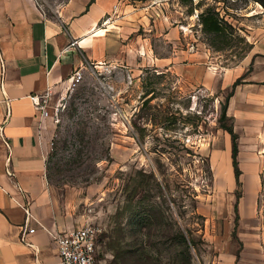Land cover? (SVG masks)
Segmentation results:
<instances>
[{"label":"rangeland","instance_id":"374dc122","mask_svg":"<svg viewBox=\"0 0 264 264\" xmlns=\"http://www.w3.org/2000/svg\"><path fill=\"white\" fill-rule=\"evenodd\" d=\"M114 1V45L51 94L50 217L98 226L102 264H264V0ZM207 5L224 36L202 29Z\"/></svg>","mask_w":264,"mask_h":264},{"label":"crops","instance_id":"0c3cea01","mask_svg":"<svg viewBox=\"0 0 264 264\" xmlns=\"http://www.w3.org/2000/svg\"><path fill=\"white\" fill-rule=\"evenodd\" d=\"M117 5L63 0L47 14L36 0H0V264H57L56 245L39 224L67 226L50 217L48 206L45 158L53 121L29 94L45 88L60 94L74 69L109 52L120 29L112 26L121 16ZM23 205L39 221L30 219L34 230L26 241L20 239ZM233 260L228 254L220 264Z\"/></svg>","mask_w":264,"mask_h":264},{"label":"built area","instance_id":"2783aa9c","mask_svg":"<svg viewBox=\"0 0 264 264\" xmlns=\"http://www.w3.org/2000/svg\"><path fill=\"white\" fill-rule=\"evenodd\" d=\"M74 43V40L70 42ZM83 75L82 67L79 66L72 71L66 80L65 88L75 85ZM52 90L45 88L40 92H33L29 94V98L36 110L41 115L50 114L52 120L56 115L53 110L56 108L54 102L58 98H52ZM24 218L20 229V239L25 240V235L34 230L33 226L27 227L30 219L37 220L30 212L28 205H23ZM38 221V220H37ZM39 222V221H38ZM40 227L46 230L51 236L57 248V264H102L100 258L97 257L98 252V233L99 227L90 223L84 222L70 228L49 229L47 226L39 222Z\"/></svg>","mask_w":264,"mask_h":264},{"label":"trees","instance_id":"16d2710c","mask_svg":"<svg viewBox=\"0 0 264 264\" xmlns=\"http://www.w3.org/2000/svg\"><path fill=\"white\" fill-rule=\"evenodd\" d=\"M182 2L186 3L191 0H181ZM199 21L201 23L202 29L210 33L214 36H219V35H225L224 34V29L225 25L230 26L226 20H224L222 17L218 15V12L214 9L213 6L207 5L205 6L199 13ZM238 83V78L235 79L232 84H231V89L230 91L226 94L224 102L221 104V109H220V115L219 119L224 121L227 118L226 114V108H227V101L229 96L233 93L234 87ZM222 127L230 134L231 138V162H232V167H233V174L234 178L236 181V184L239 186L240 185V180H239V174L241 172L239 166H238V159H237V152H238V145H237V133L233 129V125L231 123L226 124V122H222ZM240 196L239 192H236V202L238 197ZM234 203V210H235V217L234 220H237V203ZM179 236L181 237V240L185 243V247H188L187 243V237L184 235L183 232H179ZM188 240L191 242V239L188 238Z\"/></svg>","mask_w":264,"mask_h":264}]
</instances>
